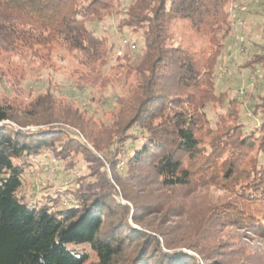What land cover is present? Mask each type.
Here are the masks:
<instances>
[{"label": "trees", "instance_id": "16d2710c", "mask_svg": "<svg viewBox=\"0 0 264 264\" xmlns=\"http://www.w3.org/2000/svg\"><path fill=\"white\" fill-rule=\"evenodd\" d=\"M230 3L0 0V38L7 50L24 61L47 58L61 44L82 55L78 63L83 71L79 72L84 78L92 75L95 82L105 78L97 65L107 66L115 46L94 24L120 13L119 29L140 30L144 53L131 68L133 74L131 69L127 72L125 88L113 101V122L103 130L107 139L116 138L108 150L116 152L113 146L119 143L125 153L126 165L117 170L118 184L122 186L123 178L169 191L192 188L198 182L221 185L236 195V201L226 202L224 209H203L184 231L189 235L184 246L199 253L205 264H231L237 254L243 256L235 264H264V246L249 254L247 243L242 249L209 246L221 226H236L264 240V95L252 107L258 110L260 122L246 130L243 112L235 108L239 97L232 98L231 88L217 89V63L234 28ZM171 21L183 22L191 31L207 36L210 47L191 50L169 44ZM253 48L257 51L240 68L264 80V44L255 42ZM42 98L44 102L28 106L44 110L38 114L28 107L15 112L8 104H0V264H200L192 253L172 249L179 242L175 231H156L163 238L162 245L150 228L133 227L129 205L115 201V187L109 193L97 189L70 193L71 206L65 205L63 194L57 191L40 198L23 190L24 174L41 153L61 149L64 154L86 147L78 134L55 125L64 122L85 130L82 115L54 118L52 107L45 108L48 99L55 103L54 97ZM212 112L219 116V123L211 118ZM30 124L44 127L26 129ZM90 134L93 147L105 151ZM230 146L246 152L257 148L258 155L250 166L240 165ZM84 152L100 161L91 149L86 147ZM227 152L232 157L221 161ZM109 160L112 166L116 164ZM137 196L123 187V199L138 202L131 215L135 222L140 221L139 213L155 209ZM167 206L165 214L184 213L187 204Z\"/></svg>", "mask_w": 264, "mask_h": 264}, {"label": "rangeland", "instance_id": "374dc122", "mask_svg": "<svg viewBox=\"0 0 264 264\" xmlns=\"http://www.w3.org/2000/svg\"><path fill=\"white\" fill-rule=\"evenodd\" d=\"M229 9L232 13L234 28L217 63V89L231 88L232 98L239 97L240 102L235 104V108L240 114L243 112L242 116L247 122V130L255 122H260L259 116L255 114V111L258 113V110L252 111V107L261 102V96L264 95V80L256 78L251 74L250 69L240 68V65L257 51L253 48L255 42L264 44V0H231ZM121 16L120 13H113L94 24L98 33L106 35L109 42L114 43L115 46L107 66L97 65L98 70L104 71L105 78H100L95 82H93L92 75L85 74V78L82 77L83 67L78 63V58L82 55L76 51L66 50L61 44H57L47 58L24 61L15 53L7 50L0 38V104H8L15 109V112H19L30 104L44 102L42 101L44 96H53V101L56 104L51 103L48 99L49 102L45 108L52 107L53 110L50 112L55 114L54 118L68 116L76 119L77 113H79L78 116L82 115L84 119V122L81 123L82 127L87 128L85 130L77 129L64 122H58L55 125L78 134L85 146L91 149L100 160L96 161L93 155L84 152L86 147H77L76 150L64 154H61V149L60 152L46 151L35 159L34 165L30 169L26 170L23 190L40 198L45 193L57 191L63 194L65 205L71 206L74 203H71L70 193L90 189L109 193L115 187L118 193L115 201L129 205L128 220L133 227L137 229L150 228L153 231L151 233L160 238L162 245H164L163 238L156 231L160 229L175 231V237H179V242L175 243L172 249L192 253L199 259L200 264H205L199 253L184 246L189 235L183 233L188 230L189 223L197 221V216L203 213L202 210L206 207L217 206L224 209L226 202L236 201V195L233 192L224 189L221 185L209 186V184L203 185L199 182L198 186L172 191L165 188L159 189L152 183L145 186L143 183L123 178H121L122 186L117 182V170H121L126 165V160L123 158L125 153L121 150L123 146L119 143L116 148L113 146L116 152L112 153L108 150L109 147H112L110 143L115 142L116 138L111 136L113 138L107 139L108 136L103 133V130L110 128L113 122V101H115L116 95L123 92L126 74L140 62L145 47L140 30L136 32L131 29H119L118 24ZM167 42L173 46L191 50L210 47L207 36L191 31L184 26L183 22H170ZM133 72L134 70L131 73L133 74ZM28 110L33 114H38L43 109L28 107ZM260 110L262 111V109ZM211 118L213 121L220 122L219 116L214 112H212ZM7 123L15 126L12 122ZM43 127L44 125L30 124L26 129L36 130ZM90 132L96 138L97 144L105 151L99 152L93 147ZM104 141L105 143H103ZM73 144H76L75 141ZM78 145L77 143L76 146ZM234 146L230 147L236 153L237 160L241 161L240 165H251L258 155L257 148L252 152H246L245 149L234 148ZM225 154L221 157V161H226L230 155L232 157V153ZM87 159L92 162H88ZM109 159L116 164L112 166ZM123 187L129 194L131 191L134 196L138 194L137 197L144 201L143 204H154V211L139 213L140 221L135 222L131 215L138 202L124 200ZM143 188H146V192H142ZM163 200L166 202H162ZM164 204L169 208L175 204H187V207L184 213L174 210L165 214L163 213ZM217 234V236H212L209 246L218 244L222 249L226 246L242 249V244L247 243L250 247L248 254L253 253L257 247L264 246L263 239L240 230L236 226H221ZM242 256L235 255L231 264L241 261ZM92 260H95L94 254Z\"/></svg>", "mask_w": 264, "mask_h": 264}]
</instances>
